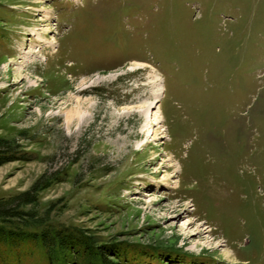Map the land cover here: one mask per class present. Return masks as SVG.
<instances>
[{"label":"rangeland","instance_id":"1","mask_svg":"<svg viewBox=\"0 0 264 264\" xmlns=\"http://www.w3.org/2000/svg\"><path fill=\"white\" fill-rule=\"evenodd\" d=\"M0 264H264V0H0Z\"/></svg>","mask_w":264,"mask_h":264},{"label":"bare ground","instance_id":"2","mask_svg":"<svg viewBox=\"0 0 264 264\" xmlns=\"http://www.w3.org/2000/svg\"><path fill=\"white\" fill-rule=\"evenodd\" d=\"M162 90H163V87H162V84L159 85V90H158V93H156L155 95V99L154 101H152L149 106L146 108L148 113L151 111L152 108L155 107L157 101L159 100V98L161 97V93H162ZM153 110V109H152ZM156 119V118H155ZM224 254L227 255L226 251H224Z\"/></svg>","mask_w":264,"mask_h":264},{"label":"trees","instance_id":"3","mask_svg":"<svg viewBox=\"0 0 264 264\" xmlns=\"http://www.w3.org/2000/svg\"><path fill=\"white\" fill-rule=\"evenodd\" d=\"M85 244V243H84ZM86 245V244H85Z\"/></svg>","mask_w":264,"mask_h":264}]
</instances>
